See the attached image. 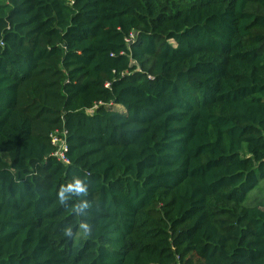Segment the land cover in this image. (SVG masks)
<instances>
[{"label": "trees", "instance_id": "obj_1", "mask_svg": "<svg viewBox=\"0 0 264 264\" xmlns=\"http://www.w3.org/2000/svg\"><path fill=\"white\" fill-rule=\"evenodd\" d=\"M0 264H264V0H0Z\"/></svg>", "mask_w": 264, "mask_h": 264}, {"label": "clouds", "instance_id": "obj_2", "mask_svg": "<svg viewBox=\"0 0 264 264\" xmlns=\"http://www.w3.org/2000/svg\"><path fill=\"white\" fill-rule=\"evenodd\" d=\"M67 189L68 190H75V191H83V188H82L79 181H77L74 185L69 184L67 186ZM59 199H60L61 203H63V201H64V188H62L60 193H59ZM66 235H71V231L69 230L68 232H66Z\"/></svg>", "mask_w": 264, "mask_h": 264}, {"label": "built area", "instance_id": "obj_3", "mask_svg": "<svg viewBox=\"0 0 264 264\" xmlns=\"http://www.w3.org/2000/svg\"><path fill=\"white\" fill-rule=\"evenodd\" d=\"M53 144H59V147H64L62 151H60L59 149L57 150V152L55 153V156L58 157V159L63 162L66 163V157L64 155V152L66 151V146L63 143H60V140H58V138L54 137L52 140Z\"/></svg>", "mask_w": 264, "mask_h": 264}, {"label": "rangeland", "instance_id": "obj_4", "mask_svg": "<svg viewBox=\"0 0 264 264\" xmlns=\"http://www.w3.org/2000/svg\"><path fill=\"white\" fill-rule=\"evenodd\" d=\"M116 109L120 111L122 108L121 107H116Z\"/></svg>", "mask_w": 264, "mask_h": 264}]
</instances>
